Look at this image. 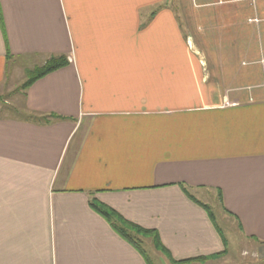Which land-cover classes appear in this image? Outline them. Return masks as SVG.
Segmentation results:
<instances>
[{"label":"crops","instance_id":"obj_1","mask_svg":"<svg viewBox=\"0 0 264 264\" xmlns=\"http://www.w3.org/2000/svg\"><path fill=\"white\" fill-rule=\"evenodd\" d=\"M167 1L0 0L1 89L68 57L25 97L64 120L0 117V264H146L91 200L174 260L222 252L182 188L264 246V0Z\"/></svg>","mask_w":264,"mask_h":264},{"label":"trees","instance_id":"obj_2","mask_svg":"<svg viewBox=\"0 0 264 264\" xmlns=\"http://www.w3.org/2000/svg\"><path fill=\"white\" fill-rule=\"evenodd\" d=\"M8 56V53H7ZM68 65L67 57L64 55H55L50 56L43 64L34 67L30 72H28V77L26 81L20 86L19 91H22L23 104L18 107H9L8 116H3V111L0 109V117H11L17 119L19 121L39 124V125H49L55 121L64 120L63 117L54 115V114H39L37 112H32L26 108L25 105V97L26 91L29 87L39 79L47 76L48 74L57 71L61 68H64ZM184 194L188 197L190 201H192L197 206L201 207L207 214L211 224L214 226L216 232L221 238L224 247H226L225 237L216 224L215 217L213 212L207 207L205 204L196 200L193 196H191L185 188H182ZM218 198L221 203V195L218 192ZM90 207L100 215L111 227V229L125 242L131 245L143 258L146 264H152L150 259L148 258L147 253L143 249L142 239H149L154 247V249L160 252L169 262L170 264H191V263H204L209 259H216L221 256L223 252L216 253L210 256H201L186 260H174L171 257L169 251L161 244L158 233L155 230L144 229L126 219H124L120 214H118L115 210L96 202L95 200H91Z\"/></svg>","mask_w":264,"mask_h":264},{"label":"rangeland","instance_id":"obj_3","mask_svg":"<svg viewBox=\"0 0 264 264\" xmlns=\"http://www.w3.org/2000/svg\"><path fill=\"white\" fill-rule=\"evenodd\" d=\"M167 5L173 10L177 8L173 0H168ZM181 27L184 30V34H186V26L183 22ZM189 30L191 31V28ZM30 63L31 61L26 58L8 62L7 83L4 88H0V109L3 111V116L9 115L7 111L9 107L19 108L22 106V91H19V88L26 81L28 72L36 67ZM196 200L205 204L213 212L216 224L221 229L228 244L224 247L221 256L216 259H209L204 263L195 262L191 264H264V246L252 241H246L243 238L235 220L223 212L218 194L203 193ZM142 246L152 264H170L160 252L154 249L151 240L142 239Z\"/></svg>","mask_w":264,"mask_h":264}]
</instances>
